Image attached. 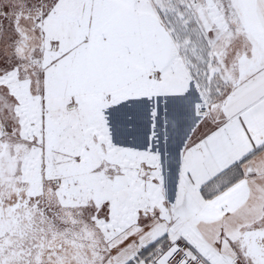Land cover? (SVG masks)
I'll use <instances>...</instances> for the list:
<instances>
[{
	"label": "snow or ice",
	"instance_id": "obj_1",
	"mask_svg": "<svg viewBox=\"0 0 264 264\" xmlns=\"http://www.w3.org/2000/svg\"><path fill=\"white\" fill-rule=\"evenodd\" d=\"M0 264H264V0H0Z\"/></svg>",
	"mask_w": 264,
	"mask_h": 264
}]
</instances>
